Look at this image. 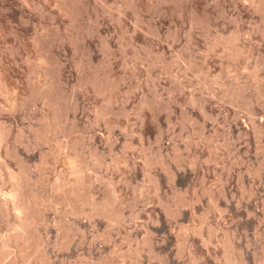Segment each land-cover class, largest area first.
Segmentation results:
<instances>
[{"label": "clouds", "instance_id": "clouds-1", "mask_svg": "<svg viewBox=\"0 0 264 264\" xmlns=\"http://www.w3.org/2000/svg\"><path fill=\"white\" fill-rule=\"evenodd\" d=\"M261 49L264 0H0V264H264Z\"/></svg>", "mask_w": 264, "mask_h": 264}, {"label": "rangeland", "instance_id": "rangeland-1", "mask_svg": "<svg viewBox=\"0 0 264 264\" xmlns=\"http://www.w3.org/2000/svg\"><path fill=\"white\" fill-rule=\"evenodd\" d=\"M242 46H243V42H242V45H241V47H242ZM261 51H262V52H264V49H261ZM251 52H252V49H250V48H249V49H248V53H249L250 55L252 54ZM249 57H250V58H253V56H252V55H251V56H249Z\"/></svg>", "mask_w": 264, "mask_h": 264}, {"label": "bare ground", "instance_id": "bare-ground-1", "mask_svg": "<svg viewBox=\"0 0 264 264\" xmlns=\"http://www.w3.org/2000/svg\"><path fill=\"white\" fill-rule=\"evenodd\" d=\"M248 51V50H247ZM252 53V52H251ZM252 55V54H251ZM250 54H249V56H251ZM250 58V57H249Z\"/></svg>", "mask_w": 264, "mask_h": 264}]
</instances>
